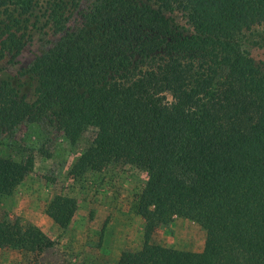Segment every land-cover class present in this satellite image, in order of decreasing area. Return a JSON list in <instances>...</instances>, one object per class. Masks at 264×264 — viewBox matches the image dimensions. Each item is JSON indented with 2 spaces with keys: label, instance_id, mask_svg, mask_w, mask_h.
<instances>
[{
  "label": "trees",
  "instance_id": "16d2710c",
  "mask_svg": "<svg viewBox=\"0 0 264 264\" xmlns=\"http://www.w3.org/2000/svg\"><path fill=\"white\" fill-rule=\"evenodd\" d=\"M247 41L264 44V0H0V143L40 122L71 142L92 129L71 174L146 172L144 244L117 264H264V59ZM31 166L0 155V193ZM76 206L57 194L46 212L67 227ZM175 216L204 228L202 251L150 242ZM52 244L0 220V247Z\"/></svg>",
  "mask_w": 264,
  "mask_h": 264
},
{
  "label": "rangeland",
  "instance_id": "374dc122",
  "mask_svg": "<svg viewBox=\"0 0 264 264\" xmlns=\"http://www.w3.org/2000/svg\"><path fill=\"white\" fill-rule=\"evenodd\" d=\"M40 14L39 8L35 9ZM37 38L18 59L27 62L38 47ZM257 59H264V44L246 43ZM3 67L13 68L4 61ZM224 71L217 77H222ZM92 129L75 142L57 137L46 123L22 125L0 143V155L32 166L12 194L0 193V220L34 225L54 242L39 252L0 247V264H117L126 250L144 244V220L136 211L146 172L128 162H112L102 170H87L76 176L71 169L94 138ZM57 194L77 201L67 227L47 214ZM206 231L197 222L175 216L158 226L150 242L179 250L200 252Z\"/></svg>",
  "mask_w": 264,
  "mask_h": 264
}]
</instances>
